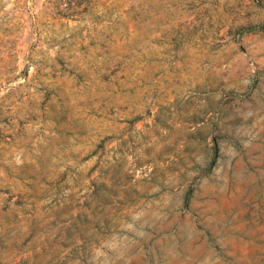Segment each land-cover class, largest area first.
I'll list each match as a JSON object with an SVG mask.
<instances>
[{
    "label": "rangeland",
    "instance_id": "obj_1",
    "mask_svg": "<svg viewBox=\"0 0 264 264\" xmlns=\"http://www.w3.org/2000/svg\"><path fill=\"white\" fill-rule=\"evenodd\" d=\"M0 264H264V0H0Z\"/></svg>",
    "mask_w": 264,
    "mask_h": 264
}]
</instances>
